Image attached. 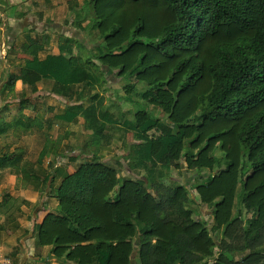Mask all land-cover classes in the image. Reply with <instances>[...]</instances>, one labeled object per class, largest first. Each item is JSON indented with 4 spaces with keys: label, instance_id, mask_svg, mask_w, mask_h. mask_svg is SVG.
Listing matches in <instances>:
<instances>
[{
    "label": "trees",
    "instance_id": "1",
    "mask_svg": "<svg viewBox=\"0 0 264 264\" xmlns=\"http://www.w3.org/2000/svg\"><path fill=\"white\" fill-rule=\"evenodd\" d=\"M73 14L82 38L56 33L58 53L29 54L0 97L17 80L31 93L49 80L82 101L53 120L81 117L87 143L116 136L127 155L109 162L96 148L68 175L54 161L41 169L48 147L34 162L2 148L0 170L56 200L32 226L38 246L61 264H264V0H83ZM30 31L23 50L48 47L47 30ZM109 74L122 94L109 93ZM33 122L1 111L0 135ZM121 157L135 176L119 175ZM173 169L194 171L192 184ZM15 200L0 202L2 228L20 201L33 205Z\"/></svg>",
    "mask_w": 264,
    "mask_h": 264
},
{
    "label": "rangeland",
    "instance_id": "2",
    "mask_svg": "<svg viewBox=\"0 0 264 264\" xmlns=\"http://www.w3.org/2000/svg\"><path fill=\"white\" fill-rule=\"evenodd\" d=\"M1 2H5L6 0H0ZM14 1V0H13ZM6 3H8L6 1ZM16 5L18 7L11 5H8V8H5V12L7 13L5 16H9V17H13L16 16V20L15 22H12V24H10L9 26L7 25L9 22L4 21V23L1 22L0 20V88L3 86L4 82L7 79V76L10 73H17L19 71V66L22 63V59L23 57L19 56L24 54L23 51L21 50L20 46L22 45V43L25 42V37H24V32H26L29 28H32L35 31H41L43 29H46V26L50 25L48 24L49 22H47L48 20H55L56 18L58 20L64 21L65 25H67L68 21L72 22V19L74 18V14H73V9H81L83 6V0H16ZM3 10V8H1L0 6V11ZM19 16V17H17ZM49 18V19H47ZM47 19V20H46ZM45 20V21H44ZM73 23V22H72ZM29 25V27H28ZM68 26H71L68 24ZM78 27V26H77ZM48 29V28H47ZM49 32L51 33V29H48ZM56 30L59 31L58 28H56ZM80 30V29H79ZM36 33V32H35ZM34 33V34H35ZM81 31H79V36L77 35V38H82L81 35ZM31 35V34H30ZM55 38H52L51 42H55ZM13 42V46L11 48H9V50L7 49V44ZM14 47V48H13ZM9 51L7 57H4L5 51ZM13 50H16V52L14 53ZM42 48L36 49V54H40L41 56L44 54V52L41 51ZM6 51V52H7ZM33 53H35L33 50H31ZM7 59V60H6ZM21 60L19 63L18 61ZM106 70V69H105ZM107 79L109 81V89L111 93H116V95L119 93L122 94L121 90L119 91L118 87H119V83L118 81L113 78L112 74L106 75ZM16 89H20V84L18 86H16ZM118 90L119 92L114 91ZM1 90V89H0ZM114 91V92H113ZM28 94V93H27ZM3 96H5V98H7V100L9 101L8 103V109L11 110L12 108H16L18 106L17 102L19 100L18 96V90H13V91H6ZM3 96L0 97V106L4 105L3 101L4 98ZM18 99V100H17ZM45 101L44 102H37L36 103V116H38L39 118H42V125L43 127L46 128L45 125V116H48L49 119H51L52 115L51 113L54 112V110L56 108H59V105L61 103L64 102V99H62L61 97H56V96H52V97H45L44 98ZM66 100V99H65ZM73 102V100L71 101ZM142 102H137L135 103L136 107L139 105V108L143 107L144 104H141ZM47 105L53 106L52 111H48L46 110ZM48 106V107H50ZM63 108V107H62ZM59 108V109H62ZM7 111V110H6ZM26 113H31L33 114V112L24 110ZM50 115V116H49ZM162 116L164 117V114H162ZM51 121V120H50ZM82 121L77 120L76 122L70 124V125H60L59 123H55L54 124V129L52 130L50 136H44L41 135L40 137L36 136V135H31V134H25L23 135V137H19V138H15L14 135H12L11 133L9 134V136L2 142V138H0V146H4L1 148H5L7 145L9 146V151H15V153H20V150L23 151V157L25 160H30V161H35L37 155L39 154V152L42 149L46 150V147H50V143H52L51 139L53 140V145H52V149L54 148V146L56 147V150H61L65 149V150H69V156L73 155L72 154V149L71 147H75L73 149L74 150H80L81 147L83 145H85L88 141V136H92V134L90 135L88 132L84 131V128L82 126ZM105 128H107L106 126H103ZM35 130L36 128L33 127ZM98 129V127L96 128ZM46 131V129L44 130ZM98 131V130H97ZM105 132V131H104ZM75 134L78 135H82L79 136L78 140L74 141L75 138ZM1 137V136H0ZM62 137V138H61ZM114 140L112 141V143L108 146V149H103V154L102 157L103 158H110L111 160L115 159V147L116 149H120V151L122 152L124 150V148L121 146L120 141L116 140V138H113ZM46 143V146L44 147V142ZM131 141V139H130ZM100 145L99 144H95L91 147H89V150L92 151L96 148H99ZM125 147V146H124ZM0 148V149H1ZM88 148V146H87ZM41 149V150H40ZM125 148V152H126ZM40 150V151H39ZM1 151V150H0ZM123 152V153H125ZM74 154H76L77 152H73ZM75 157V155H74ZM72 159V158H71ZM69 159L68 157L62 160L59 159V153L58 151L55 153V155H52L51 153L49 154V156L46 158H44L42 161L41 160V169L44 170H51V165H52V161L53 162V168L55 166H58V168L60 167H64V171L68 174V175H73L79 168L78 163L75 162L74 159ZM107 159V158H106ZM120 159H122V165L121 166H117V168L119 169V175H121L122 177H132L135 176L133 174L132 171L128 170V166L127 163L125 162L124 158L121 157ZM57 162V163H56ZM48 163L50 165H48ZM65 164V165H64ZM52 168V169H53ZM42 173V172H40ZM173 173H174V178L178 180V182H181L183 184H185L186 186H189L192 184L193 182V178L194 176H196V173L194 171H190V172H182V174H178V172L176 170L173 169ZM205 173V172H203ZM15 175V174H14ZM13 173L11 171L8 170H4L2 173H0V176L4 177V180H6V182L4 181L3 183L0 184V198H4L5 196H16L19 197L17 198L16 201H19V199L23 198V199H27L29 200V202H31L33 205H27L24 203H21V201L19 202V208L21 213L19 215H16V217L18 216V222L20 225H22V227L24 229H26V232L24 234H26L28 231L31 230V227L33 226L34 223H38L40 221V219H42V217L44 216V214L46 212H48L49 210H53L54 205L56 204V200L54 198H48L46 197V194H40V191H43V188H40L39 190H35L32 185H29L28 188L24 189L18 186L17 184V178H16V182L15 184H13L14 182V177ZM202 175V173H201ZM203 176V175H202ZM62 178H58L55 183L54 186L58 187L59 184L61 183ZM20 188V189H19ZM58 192H60V190H58ZM15 201V202H16ZM14 204V203H13ZM35 205V207H34ZM47 208L46 210H41V213L39 215L38 218H35L34 214L36 212V209L38 210L39 208ZM248 214L247 217L250 215L251 213V208H248V206H246ZM201 217L205 220H209V210H207L205 208V206L201 207ZM41 216V218H40ZM37 220V221H36ZM23 233H21L20 236L23 235ZM4 235H10L9 233H2L0 235L1 238H3ZM23 239V238H21ZM27 241V240H26ZM17 248L18 251H23V246L21 245V243L19 242V240L17 241ZM33 252V250H32ZM45 252V251H43ZM48 252V251H47ZM2 254V256L6 257V258H10L12 259L14 256L10 255L12 254V250L11 248H7V249H3V252H0ZM46 254V252L44 253V255ZM22 257H18L19 259H21V261L23 262H19V264H24L26 262V260L24 259V254ZM50 258V256H49ZM10 261V260H9ZM51 262H54L53 258H50V261L47 262V264H51ZM28 263V262H27ZM10 264H12V262H10Z\"/></svg>",
    "mask_w": 264,
    "mask_h": 264
},
{
    "label": "crops",
    "instance_id": "3",
    "mask_svg": "<svg viewBox=\"0 0 264 264\" xmlns=\"http://www.w3.org/2000/svg\"><path fill=\"white\" fill-rule=\"evenodd\" d=\"M6 1L8 3H6ZM6 1L4 3L0 1V6H1V8H3V10L0 11V20H1L2 23H4V21L9 22L7 24L9 26L10 24H12V22H15L16 16L13 15V17H9V16L6 17L5 15L7 13L5 12L4 9L8 8L7 6L11 5V4L13 6H15V7H18V6L15 3L16 0H14V1L13 0H6ZM17 17H19V16H17ZM47 19H49V18H47ZM47 22H49L48 24H50V25L46 26V29H43V30H47V33L50 35L51 40H52V38H55L56 37V33H59V32L60 33H65L66 35L71 36V37H73V36L76 37L77 35L79 36V31H80L79 28L78 27L75 28L74 26H72L74 24L73 19H72L73 23L69 22V21L67 22L71 26H68V24L65 25L64 21L58 20L57 18L55 20H48ZM82 23L83 22H81V24ZM28 27H29V25H28ZM47 28L52 30L51 33L48 31ZM56 28H58L59 31L56 30ZM43 30H41V31H35V30L30 31V34H31L30 36L34 37V35H35L34 33L35 32H42ZM12 46H13V44H12ZM7 48H9V44H7ZM20 48H21V46H20ZM39 48H42L41 51L44 52V54L42 56L40 54L39 55L37 54L39 58H44L46 56V54H48V53H52V54L58 53V48H57L55 42H50L47 48H43V47L39 46V47H36V48H31L28 51L27 50H23L21 48V50L24 53L22 55H19V56L23 57L21 65L23 64V60L25 58L29 57L28 56L29 54H36V49H39ZM31 50H33L35 53H33ZM6 51H5L4 56L7 53ZM13 52L15 53L16 50H14ZM20 61L21 60H19L18 63ZM21 65L18 67L19 70H20ZM13 74H16V72L13 73ZM19 84H20V89H16L17 88L16 86H18ZM51 84H52L51 81L43 80V81L37 83L36 91L31 93L28 90L27 85H23L20 80H17L15 82V85H14V90H15V92H16V90H18V94H19V96H18L19 100L17 99L18 100V102H17L18 106L16 108L15 107L12 108L11 110L8 109L9 101L7 100V98H5V96H3V98H4L3 104L4 105L0 106V112L3 111V116H4V118L6 120L10 121L13 118H20V119L24 120V116H26V117H28V119H31L34 122H33L32 126L30 128H28L27 130L24 129V128H21V127L15 128V129L12 128L7 133H5L3 135H0L1 136L0 138H2V142L9 136L10 133L12 135H14L15 138H19L20 136L23 137V135H25V134L36 135L38 137H40L41 135L51 137L50 134H51L52 130L54 129V124L56 122L59 123L60 125L62 124V125L66 126V125H70V124L76 122L77 120H80V121H82L81 123H82V126L84 128L83 118H81V117H78L77 120H75L74 122H70V123L63 122V121H60V120H53V117L56 114L61 113L65 109L66 106H68V105L71 106L73 104H82V101H80L78 99H76V100L74 99L73 102H71L69 99H66V98H64V97H62L60 95L51 93V86H52ZM118 89H119V91L121 90L120 85H119ZM114 91L119 92L118 90H115V89H114ZM88 92H91V91L87 90L86 93H88ZM92 92H95V91L92 90ZM21 93H24V95L22 96ZM109 93H111L110 90H109ZM119 94H121V93H119ZM52 96H56V97L59 96L62 99H64V102L59 105V108H62V107L63 108L62 109L56 108L54 110V112L51 113V115H52L51 119H49L48 116H45V118H44L45 125H46V128H45L42 125V121H41L42 118H39L38 116H36V114H37L36 110H35L36 103L39 102V101L44 102L45 101V99H44L45 97H52ZM85 103L86 102H84L83 104H85ZM48 106H50V105H47L46 110L52 111L54 105L50 106V107H48ZM129 108H132V105H125V109H129ZM24 110H27V111H30V112L34 111V112H33V114H31V113H26ZM33 127H35L36 130ZM96 128L97 127L93 128V132L94 133H95V130H97ZM45 129H46V131H44ZM107 130H108V127L105 129V131H107ZM79 136H82V135L75 134V138H74L73 142L77 141ZM115 138L118 141L116 136H115ZM130 139H131V135L128 134L127 143H129V142L131 143L132 142V140L130 141ZM113 140L114 139H112L111 142ZM51 141H52V143H54L52 139H51ZM52 143H50V145H49L50 147H48L50 149V153L52 155H55V153L58 151L60 160H62L64 158L66 160L67 157L69 159L72 158V159L75 160L76 163H78L79 168H80V165H82L83 161H90V160H92L94 158V156L92 155V151L89 150V147L92 146V143H86L85 146H83L79 151L78 150L72 151L73 155H70V156H69V153H68L69 150L68 151L65 150V149H62V151L61 150H56L55 146L52 149V147H51ZM44 144H46V143L44 142ZM4 146H0V148L4 147ZM87 146H88V148H87ZM6 147L8 148L9 146L7 145ZM5 148H3V149H5ZM125 148H127V146H125ZM125 148L121 152L124 155V157H125V155H127V149H126V152H125ZM3 149L1 148L0 150H3ZM103 149H108L109 150L108 146H105L103 148H99L98 149V156L102 160H106V161L112 162L113 160H111L110 158L106 157L107 158L106 159V158L102 157V155H104L103 151H102ZM115 149H116V147H115ZM8 150H9V148H8ZM22 150H20V152H23ZM75 151L77 152L76 154L73 153ZM12 152H15V151H12ZM123 152H125V153H123ZM50 153H48L47 155H44L41 158V160L44 161L43 159L45 157L47 158ZM74 155H75V157H74ZM37 157H38V155H37ZM37 157H36V159H37ZM120 161H122V159H120ZM48 165H49V163H48ZM3 171L4 170H0V173H2ZM14 177H15V179H14L13 184H15V182H16V175H14ZM4 181L6 182V180H4V177L0 176V184L3 183ZM17 198H19V197L13 196L12 200L13 199H17ZM21 199H23V198H21ZM2 200H3V198L2 199L0 198V202ZM40 213H41V211L38 212V213H35L34 214L35 218H38ZM46 213L44 214V216L46 215ZM19 214L20 213L18 211H13V216L15 217L14 221H12V223H10V224L4 225V228H2L1 227V225H2L1 223L4 221L6 214H5L4 210L0 212V235L2 233H9L10 234V235H4L3 238L0 237V252H3V249L11 248L12 254H10V255H12V256L14 255V257L12 259L9 258L8 260H10V262H12V264H19L21 259H19L18 257H22L23 255H21V254H24V259L26 260V262L24 264H47V262L50 261V258L52 257V255L49 254V247L48 246H44V247L38 246L37 240H36V238H35V236L33 234V231H32L33 230L32 227H31L30 231H28L26 234H24L26 232V229H24L22 227V225L19 224L18 216L16 217V215H19ZM43 217H42V219H43ZM40 218H41V216H40ZM42 219H40L39 222H41ZM21 233H23L22 236H20ZM21 238H23V239H21ZM18 240L21 243V245L23 246V251H18V248H17V246H18L17 241ZM32 250H33V252H32ZM43 251L46 252L45 255H44L45 252H43ZM49 256H50V258H49ZM1 257L5 258L0 253V258ZM53 260H54V262H51V264H61V263L57 262L54 258H53ZM21 262H23V261H21ZM65 264H73V263L72 262H67Z\"/></svg>",
    "mask_w": 264,
    "mask_h": 264
},
{
    "label": "built area",
    "instance_id": "4",
    "mask_svg": "<svg viewBox=\"0 0 264 264\" xmlns=\"http://www.w3.org/2000/svg\"><path fill=\"white\" fill-rule=\"evenodd\" d=\"M0 264H10V261L8 260V258H0Z\"/></svg>",
    "mask_w": 264,
    "mask_h": 264
}]
</instances>
